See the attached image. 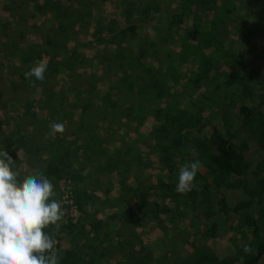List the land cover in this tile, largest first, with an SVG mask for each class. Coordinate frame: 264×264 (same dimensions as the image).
Masks as SVG:
<instances>
[{
  "label": "trees",
  "instance_id": "trees-1",
  "mask_svg": "<svg viewBox=\"0 0 264 264\" xmlns=\"http://www.w3.org/2000/svg\"><path fill=\"white\" fill-rule=\"evenodd\" d=\"M118 1L124 23L99 15L93 26L92 0L0 3L7 13L0 21V55L10 64L7 77L0 71V110L6 112L17 94L29 93L19 99L23 110L15 117L30 126L22 129L14 121L7 130L3 119L0 150L16 160L13 170L21 180L42 170L59 201L71 185L59 232L44 230L58 241L59 264H101L114 254L120 255L116 264H164L153 260L140 234L149 218L165 235L162 213L173 215L186 203L194 207L196 231L181 225L179 231L192 248V264L264 263V0H245V9L239 0H175L176 11L156 20L161 0L144 7ZM39 16L51 22L47 31L32 21ZM90 30L93 45L104 46L100 55L66 50L72 36ZM32 31L36 36L27 43ZM221 32L237 43L229 44ZM41 59L47 70L35 100L29 96L36 88L24 73ZM95 64L102 70L85 76ZM60 73L67 89L52 83ZM148 117L154 127L146 145L163 171L145 186L140 147H109L96 126L103 119L129 130ZM52 122L69 129L52 136ZM194 160L201 162L195 187L179 194V168ZM24 165L32 173L22 171ZM115 172L119 210L107 196L112 183L105 196L97 194L106 184L98 177ZM109 208L114 210L107 213ZM219 229L241 236L233 255L217 258L207 250Z\"/></svg>",
  "mask_w": 264,
  "mask_h": 264
},
{
  "label": "rangeland",
  "instance_id": "rangeland-1",
  "mask_svg": "<svg viewBox=\"0 0 264 264\" xmlns=\"http://www.w3.org/2000/svg\"><path fill=\"white\" fill-rule=\"evenodd\" d=\"M96 2V5L93 6V17L91 19V26L94 25V21L96 18H98L99 15H102L105 18H113L115 19L119 24H123V19L121 17L122 13V6H119L118 0H92ZM139 6L144 7V5L149 0H134ZM238 6L240 8H247V5L245 3V0H239ZM162 2V10L155 15L154 20L156 18L163 19L162 17L165 16V11H168L169 13H174L176 11L177 3H175V0H161ZM0 3H2V0H0ZM114 3V5H113ZM116 12H115V11ZM48 17V16H46ZM44 18L42 17H35L32 21H35L37 24L42 27L43 30H46L50 28L51 22H45V20L41 21ZM7 20V13L3 11L0 8V21H6ZM20 25L23 24L22 21H19ZM2 27V26H1ZM11 27V24H10ZM9 27V28H10ZM33 34L29 35L28 42H32L33 38L36 36L35 31H32ZM221 36L227 40V42L231 45H234V43H237L236 38H234L231 34L226 36L223 35V32L220 33ZM92 32L91 30L89 32L80 33L78 36L71 37V40H69L68 44L66 45V50L75 49L77 52L82 53L84 55L91 56L92 54H98L100 55L102 53L103 47L101 45H93L92 41ZM177 47V46H176ZM178 49V48H177ZM6 65H10L6 59L1 58L0 55V71H2V77L8 76V70H6ZM15 65V64H13ZM97 68L95 67H87L86 68V74L85 76L89 75V72H96V69L98 68V64H95ZM95 69V70H93ZM181 71H185V67L181 66ZM102 69H99L101 71ZM84 71V70H83ZM99 75V73H96ZM52 83L54 85H62L64 89L69 86L66 81V76L63 75V73L52 75ZM85 85V83H84ZM31 91V89L29 90ZM36 90L32 91V94L29 97H33V99L37 100L38 93ZM25 94L23 95L21 93L17 94V98L11 100L6 105V112L5 109L0 110V126L3 128V119L7 120L8 125L6 126L7 130H11L10 127L13 128V124L15 121V125L23 127H28V130L30 129L29 123L27 120H24L21 122L19 119H17L15 116H19V112L23 110L22 105V99ZM37 98V99H36ZM23 100H25L23 98ZM192 100H194L192 98ZM96 105L98 102H95ZM37 104V103H36ZM35 104V105H36ZM34 105V106H35ZM41 114L44 116L46 114V111H41ZM25 116V115H24ZM214 117V116H213ZM11 122V123H10ZM17 127V126H15ZM126 127V126H125ZM154 127L153 120L148 117L143 123H139V125L131 126L129 127V130L125 128V130L117 129L115 124L110 123L103 119L97 120V126L98 134L101 137H104L107 140L109 147H119L124 146L126 142H129L131 146H139L140 147V155H142V159H140V164L142 165L143 173L141 176V182L148 186L149 183H155V177L159 174L158 172H162L163 168L160 167L155 163V157L154 153L150 150L151 148L149 145H146V140H149V138L152 137V129ZM5 128V127H4ZM66 129H69L68 126H65ZM124 131V132H122ZM139 137V139L137 138ZM148 146V148H147ZM139 154V153H138ZM142 160V161H141ZM155 160V161H154ZM138 163V162H137ZM22 168V171L24 172H30L32 169L31 166L24 165ZM92 177H95V172L92 171L91 173ZM139 175V174H138ZM145 175V176H143ZM118 174L112 173L109 175H100L98 178H100L101 183H106L101 186V188L97 191V194L99 196H105L106 195V189H107V182H110L113 184L112 190L107 193V196L110 197L113 200L114 209H120L122 206L118 205L117 202H115L116 194L119 192L117 189H119L118 184ZM94 179V178H92ZM133 179H130V182H132ZM70 185V184H68ZM71 186V185H70ZM135 200H139L140 196H135ZM183 207H180L177 209V211L172 215L169 212L162 213L164 216V219L162 221V225L164 228L165 235H163V231L160 232L158 228L155 226V222L151 221L149 218L146 219L145 224V232H142L140 235L142 244L144 245L146 249L151 253L154 258H160L162 261H164V264H192L194 261V257L191 255L193 253L191 251V246H185L181 241V235H180V225L181 227H185L189 232H195L196 231V220H195V214H194V207L190 203H186L182 205ZM113 208H109L107 210V213H110L114 210ZM190 210V211H188ZM165 217H167L165 219ZM179 217V218H178ZM234 219V218H233ZM233 219H231L228 222V225H231L233 223ZM231 227V226H230ZM232 228V227H231ZM234 229V228H233ZM232 236V239H231ZM173 237V238H172ZM164 239L166 241L165 243H161V239ZM168 240V241H167ZM214 243L209 246L210 248L207 249L210 251L213 255H215L217 258H222L226 255H233L234 254V248L239 243L242 242V238L239 235L238 232L235 234V230L227 229L225 232L222 229H219L217 232V237L213 239ZM63 245V243H61ZM190 245L189 243H187ZM186 244V245H187ZM204 253V252H202ZM119 255V254H118ZM117 254H114L110 257V259H103L101 264H116L119 263V256ZM205 255V254H204ZM151 264H159L158 262L154 261Z\"/></svg>",
  "mask_w": 264,
  "mask_h": 264
},
{
  "label": "clouds",
  "instance_id": "clouds-1",
  "mask_svg": "<svg viewBox=\"0 0 264 264\" xmlns=\"http://www.w3.org/2000/svg\"><path fill=\"white\" fill-rule=\"evenodd\" d=\"M47 63L41 59L24 73L29 86L40 89ZM64 123L52 122L49 134H63ZM19 154L17 153V156ZM16 160L7 150H0V264H59L58 241L44 230L52 226L58 233L65 215L59 200L53 198V184L42 170L20 179L13 170ZM201 167L199 160L179 168L176 191L186 194L194 187Z\"/></svg>",
  "mask_w": 264,
  "mask_h": 264
},
{
  "label": "built area",
  "instance_id": "built-area-1",
  "mask_svg": "<svg viewBox=\"0 0 264 264\" xmlns=\"http://www.w3.org/2000/svg\"><path fill=\"white\" fill-rule=\"evenodd\" d=\"M64 188H65V190H68V191H65V190H64L65 192H64V194H63V199L60 201L61 205H63L64 203H70V202H71V200L68 198L69 190H70V186L67 185V186H65ZM70 213H71L72 215H74V216L77 215V211H76L75 208H72L71 211H70Z\"/></svg>",
  "mask_w": 264,
  "mask_h": 264
},
{
  "label": "crops",
  "instance_id": "crops-1",
  "mask_svg": "<svg viewBox=\"0 0 264 264\" xmlns=\"http://www.w3.org/2000/svg\"><path fill=\"white\" fill-rule=\"evenodd\" d=\"M231 239H232V236H231ZM214 243V241L212 240V242H210V244H209V246H211L212 244ZM210 247H208V249H209ZM232 255V254H231ZM226 256H229V255H226ZM226 256H224V257H226ZM260 264H264V263H260Z\"/></svg>",
  "mask_w": 264,
  "mask_h": 264
}]
</instances>
